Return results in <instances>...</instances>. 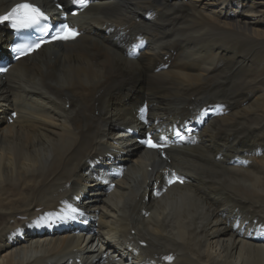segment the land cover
Listing matches in <instances>:
<instances>
[{
	"label": "bare ground",
	"instance_id": "bare-ground-1",
	"mask_svg": "<svg viewBox=\"0 0 264 264\" xmlns=\"http://www.w3.org/2000/svg\"><path fill=\"white\" fill-rule=\"evenodd\" d=\"M24 1L69 4L0 0V15ZM95 1L69 42L0 77V264H264V241L241 231L264 228V0ZM137 34L148 47L130 60ZM217 103L229 113L197 147L163 159L136 143L140 105L161 125ZM112 167L122 176L101 174Z\"/></svg>",
	"mask_w": 264,
	"mask_h": 264
},
{
	"label": "snow or ice",
	"instance_id": "snow-or-ice-1",
	"mask_svg": "<svg viewBox=\"0 0 264 264\" xmlns=\"http://www.w3.org/2000/svg\"><path fill=\"white\" fill-rule=\"evenodd\" d=\"M78 3H83V0H77ZM44 13L36 6L30 3H22L17 4L12 10L6 15L0 16V23L13 20L14 28H31L39 25L40 20L44 19ZM47 31V28L44 29ZM62 33H69L68 35H62ZM76 34L74 32H70L67 25H61L59 28L55 30V34L53 35V39H70L73 38ZM40 46L39 43L35 45H18L14 51L23 52L27 47L28 51L33 50L34 48H38ZM6 71V69L0 68V72ZM179 135V133H177ZM183 139V137H181ZM142 143L147 144L150 148H159L160 145L153 143L149 138L148 140L142 141ZM172 181H169L171 183ZM167 259L171 260V257H167Z\"/></svg>",
	"mask_w": 264,
	"mask_h": 264
},
{
	"label": "rangeland",
	"instance_id": "rangeland-1",
	"mask_svg": "<svg viewBox=\"0 0 264 264\" xmlns=\"http://www.w3.org/2000/svg\"><path fill=\"white\" fill-rule=\"evenodd\" d=\"M250 1H252V0H250ZM255 1H261V0H255ZM2 50H4V47H2ZM142 105H140L139 107H138V110H140L139 108L141 107ZM103 169H106V168H103ZM92 190H88V192H87V194L86 195H84V201H86V200H89L90 198H93V196H92ZM91 205H98V206H100V205H102L100 202H94L93 204H91ZM132 235H134V234H132Z\"/></svg>",
	"mask_w": 264,
	"mask_h": 264
}]
</instances>
